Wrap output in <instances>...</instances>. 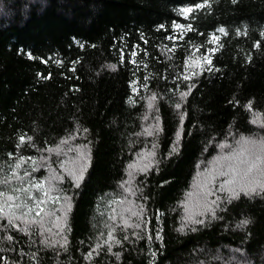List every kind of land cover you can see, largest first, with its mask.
<instances>
[{
	"label": "trees",
	"instance_id": "obj_1",
	"mask_svg": "<svg viewBox=\"0 0 264 264\" xmlns=\"http://www.w3.org/2000/svg\"><path fill=\"white\" fill-rule=\"evenodd\" d=\"M241 138L264 0H0V264H264V191L195 196Z\"/></svg>",
	"mask_w": 264,
	"mask_h": 264
},
{
	"label": "snow or ice",
	"instance_id": "obj_2",
	"mask_svg": "<svg viewBox=\"0 0 264 264\" xmlns=\"http://www.w3.org/2000/svg\"><path fill=\"white\" fill-rule=\"evenodd\" d=\"M183 13L192 12V8H185L182 10ZM181 25H177V28H181ZM221 32L224 29H220ZM216 37H213V41ZM208 64H211V60L208 57H204ZM197 66H199L197 64ZM188 79V77H185ZM186 94H182L184 96ZM154 99V98H153ZM177 108L180 107L179 104L176 105ZM151 134V133H149ZM238 147L231 153L217 158L213 161V168L208 173H201L197 178L196 187L200 189L195 196L199 201H203L205 204L207 202V197L213 194L212 187L206 186L204 181H208V185L212 184V181L216 176L226 177V179L220 184L219 190L226 191L231 198H238L240 193L243 192L245 195H252L257 192V190L264 191V182H260L254 179L255 176L264 177V141L259 143L255 140L241 138L238 141ZM228 147L227 145H221V148ZM84 169H81V173ZM203 177L204 179H201ZM82 179V175L79 177ZM34 187L40 190L42 197L37 199L30 196L29 189H22V191L29 194L30 198L35 201V206L40 209L41 204L48 202L49 191L44 190L42 183H37L30 185V188ZM193 195V194H190ZM0 196H4V203L0 204V213H3L8 217L9 223H13L15 219L24 218L26 223H43L42 220H28L26 219L32 212L33 208L27 204H17L13 205L11 202L14 200L13 196L5 195L0 193ZM55 200H59V196L55 197ZM215 203V202H213ZM27 207V212L23 214L22 217H17L14 208ZM71 205L68 206V211H70ZM42 210V209H41ZM39 215V212H37ZM67 214L65 213V219ZM196 223H201L202 221H194ZM244 223H247L245 221Z\"/></svg>",
	"mask_w": 264,
	"mask_h": 264
}]
</instances>
